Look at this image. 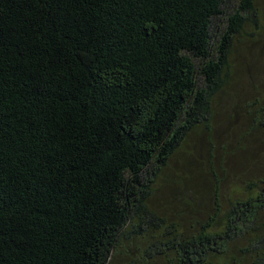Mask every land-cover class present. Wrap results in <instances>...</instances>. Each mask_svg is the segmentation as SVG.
<instances>
[{
    "label": "trees",
    "instance_id": "1",
    "mask_svg": "<svg viewBox=\"0 0 264 264\" xmlns=\"http://www.w3.org/2000/svg\"><path fill=\"white\" fill-rule=\"evenodd\" d=\"M258 2L0 0V264H264V157L191 169L187 217L156 202ZM242 108L264 137V89Z\"/></svg>",
    "mask_w": 264,
    "mask_h": 264
},
{
    "label": "rangeland",
    "instance_id": "2",
    "mask_svg": "<svg viewBox=\"0 0 264 264\" xmlns=\"http://www.w3.org/2000/svg\"><path fill=\"white\" fill-rule=\"evenodd\" d=\"M235 2H231L229 10L233 8ZM258 8L263 14L261 21L264 23V0H259ZM247 29L252 31L250 28ZM235 45L234 74L216 96L211 129L198 130L190 136L183 151L172 157L170 167L166 169L159 182L156 197L158 206L166 209L164 201L172 203L171 210L180 217L189 215L190 209L185 202L189 193L180 183H183L182 178L188 175L191 169L199 170L193 171L199 173L208 168L209 160L214 153L219 160L230 157L233 169L238 172L241 168L246 169L255 158L264 157V137L258 140L244 137L248 119L242 108L264 89V34L246 35L236 41ZM209 132L212 135H209ZM201 179L200 176L196 178L203 183Z\"/></svg>",
    "mask_w": 264,
    "mask_h": 264
}]
</instances>
